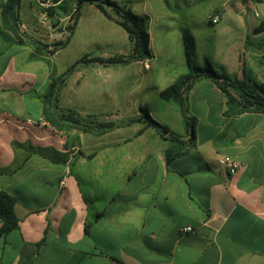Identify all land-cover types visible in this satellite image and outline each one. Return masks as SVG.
<instances>
[{"label": "crops", "instance_id": "1", "mask_svg": "<svg viewBox=\"0 0 264 264\" xmlns=\"http://www.w3.org/2000/svg\"><path fill=\"white\" fill-rule=\"evenodd\" d=\"M111 1L149 17L155 36L166 40L175 28L200 27L203 17L211 23V12H223L219 24L251 31L239 30L236 45L231 36L222 41L216 70L264 84V32L252 36L264 22V0ZM75 3L61 5L68 11ZM87 8L103 15L84 3L68 45L53 56L18 44L3 29L0 8V192L17 199L19 220V229L0 239V264H264V113L226 116L227 98L211 78L187 95L195 145L188 148L186 129L187 150L170 163L169 143L151 127L140 132L144 124L123 126H134L131 134L95 136L46 121L43 96L69 69L59 71L54 58L71 46ZM26 9L21 24L50 44L54 32L40 23L37 5ZM82 70L68 79L58 105L98 115L91 109L96 85ZM112 114L100 120L117 122ZM222 156L240 164L235 175L219 164Z\"/></svg>", "mask_w": 264, "mask_h": 264}, {"label": "trees", "instance_id": "2", "mask_svg": "<svg viewBox=\"0 0 264 264\" xmlns=\"http://www.w3.org/2000/svg\"><path fill=\"white\" fill-rule=\"evenodd\" d=\"M23 0H1L0 8L3 22V29L14 35L18 44H27L34 47L38 55H55L64 49L73 36L78 21L81 17V9L84 3H94L101 13L110 21L120 26L128 35L130 51L126 55H115L107 58L84 56L76 65L71 66L63 75L52 80L46 94L43 96V115L47 122L56 129L62 131L78 130L83 133H90L100 136L120 127L131 124H144L155 129L161 137L169 143L165 155L167 163L176 157L182 156L187 150L186 142L180 134L175 133L169 126L153 119L147 110H142V115L130 118L123 122L101 121L97 115L81 116L73 110L61 109L58 105L60 95L67 85L68 79L78 70L79 66L86 64H98L103 66L130 65L135 62L151 60L153 55L150 49L151 38L148 31V18L140 16L111 0H80L77 12L74 16V24L70 27V36L54 44H44L32 38L21 29L20 9ZM67 8L61 4L51 10L54 13L62 14ZM264 32V22L254 30L255 34ZM182 42L186 58V72L160 93V97L167 102H174L178 105L183 116L187 133L192 134L188 148L195 145V123L196 118L190 114L187 105V95L193 86L202 78L208 77L222 90L227 98L225 115L235 117L247 112L264 113V84H249L231 75L216 70L209 62L202 67L194 62L196 54V39L188 29L182 30ZM52 46V49H50ZM17 199L6 193L0 192V220L3 225L0 228V239L7 237L19 229V220L14 212Z\"/></svg>", "mask_w": 264, "mask_h": 264}, {"label": "rangeland", "instance_id": "3", "mask_svg": "<svg viewBox=\"0 0 264 264\" xmlns=\"http://www.w3.org/2000/svg\"><path fill=\"white\" fill-rule=\"evenodd\" d=\"M27 4H31L32 8H35L34 0L23 1L20 9L23 19L27 17ZM222 13L211 12L209 18ZM147 18L151 38L150 49L153 55L151 60L135 62L127 66L98 64L79 66L78 69H83L82 71L86 76L94 80L93 84L97 88L96 102L92 104L91 109H93V113L98 114L99 119L101 114L113 112V120L116 118L117 122H123L142 115V108L147 110L153 119L169 126L175 133L185 134L186 127L178 113V105L174 102H167L160 97V93L164 89L170 86L178 76L186 72L182 30H190L196 39L197 50L193 57L194 62L202 67L209 62L215 69H220L219 62L224 60L221 55L222 51H217V48L223 44L222 41L230 36L237 40L242 35L239 30L248 29L251 31V28L242 29L225 23L214 26L211 25L212 22L206 21L203 17L199 20L200 27H180L177 31L175 28L174 34L166 40L155 36L152 20ZM249 40L247 47L250 50ZM238 41L234 42L235 45ZM129 51L130 42L127 33L103 15H95L87 8L84 10L83 20L74 41L68 49L61 51L54 58V63L59 71L65 72L71 66L76 65L84 56H115L122 53L128 54ZM250 56L251 53L245 54L246 69L251 64ZM241 60L243 59L241 58ZM102 95L103 100H100ZM110 95L112 100L108 98ZM84 96L89 97L87 90L79 95L82 100L85 98ZM195 101L193 98L192 102ZM192 107L191 104L189 111L194 115ZM101 121L105 122V120ZM133 131L134 126L120 127L110 134H131Z\"/></svg>", "mask_w": 264, "mask_h": 264}, {"label": "built area", "instance_id": "4", "mask_svg": "<svg viewBox=\"0 0 264 264\" xmlns=\"http://www.w3.org/2000/svg\"><path fill=\"white\" fill-rule=\"evenodd\" d=\"M62 1L63 0H60L59 4H61ZM79 1L80 0H76L75 5L66 13H62L61 15L54 13L51 16V10L59 4H55L53 0H34L39 9L40 23L44 26H47L52 32H54V38L50 45L54 44L55 42L64 41L70 36V27L74 24V16L77 12ZM211 22L213 25L219 24L220 16L217 14L214 15L211 18ZM21 29L22 31L28 33L23 25H21ZM50 49H52V46H50ZM219 164L223 166L230 175H235L240 167V164L230 156L220 157ZM184 231L191 232L193 231V228L187 227L184 229Z\"/></svg>", "mask_w": 264, "mask_h": 264}, {"label": "water", "instance_id": "5", "mask_svg": "<svg viewBox=\"0 0 264 264\" xmlns=\"http://www.w3.org/2000/svg\"><path fill=\"white\" fill-rule=\"evenodd\" d=\"M53 2H54L55 4H59V3H60V0H53Z\"/></svg>", "mask_w": 264, "mask_h": 264}]
</instances>
